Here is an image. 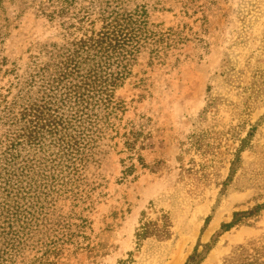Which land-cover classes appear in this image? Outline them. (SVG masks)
<instances>
[{
    "label": "trees",
    "instance_id": "1",
    "mask_svg": "<svg viewBox=\"0 0 264 264\" xmlns=\"http://www.w3.org/2000/svg\"><path fill=\"white\" fill-rule=\"evenodd\" d=\"M172 1L188 12V0ZM167 2L0 0V75L13 77L0 91V264H64L67 251L76 254L95 249L87 241L90 220L73 208L64 212L58 202L75 203L81 200L85 185L103 181L98 172L91 173L90 169L100 168L106 152L102 142L109 132L118 134L117 122L123 117L125 105L116 97V91L135 75V67L143 65L145 73L159 65L168 74L182 62L181 54L176 56L175 51L189 40L187 24L167 27L155 17ZM9 5L18 6L20 13L32 10L36 18L55 26L57 37L61 38L39 44L23 68L4 54L10 21L21 15L9 11ZM173 57L175 61L170 63ZM234 65L226 58L223 72H216L213 79L230 78ZM214 87L211 82L208 84L207 98ZM251 97L259 101L263 97L261 89ZM206 102L199 118H205L215 107L214 99ZM215 110L213 122L195 129L188 142V150L194 149L201 158L198 165L203 181L208 185L214 180L219 188L217 204L203 229L235 187V180L237 190H255L254 205L233 212L232 220L223 223L221 231L204 246L203 255L195 249L184 264H201L221 234L234 227L252 225L264 210V193L260 192L264 190V137L260 130L264 114L254 124L221 125L217 122L219 109ZM130 123L131 130L123 135L125 145L135 151L139 164L146 168L138 147L142 150L150 145L151 118L141 115L137 123ZM246 152L253 159L245 165ZM226 167L227 177L221 180L220 171ZM135 170L132 163L123 171L122 180ZM142 217L135 232L137 247L153 236L160 241L179 239L178 235L172 239L168 213L156 221L144 212ZM158 221H162V227H158ZM129 255L132 257V252ZM133 262L120 259L117 264ZM225 262L264 264V239L237 246Z\"/></svg>",
    "mask_w": 264,
    "mask_h": 264
},
{
    "label": "rangeland",
    "instance_id": "2",
    "mask_svg": "<svg viewBox=\"0 0 264 264\" xmlns=\"http://www.w3.org/2000/svg\"><path fill=\"white\" fill-rule=\"evenodd\" d=\"M188 2L187 13L180 3L168 0L165 9L155 14L167 27L187 24L185 31L189 40L175 51L176 56L181 54L182 62L168 74L159 65L154 70L148 68L145 73L143 65L135 67V75L116 91V97L125 105L123 117L116 125L118 134L109 132L102 142L106 152L100 168L90 169L91 173L101 175V185L94 180L92 186L85 185L81 200L58 202L64 212L73 208L78 215L90 220L87 241L95 248L76 254L67 251L64 264H117L120 259H133L131 264H172L177 257L180 264H184L195 249L203 255L204 246L221 231L223 223L232 220L233 212L254 205L255 190L239 191L235 180V187L203 229L211 209L217 204L219 188L214 180L208 185L203 181L198 165L201 158L194 149L188 150V142L195 129L213 122L216 108L219 109L217 122L221 125L254 124L263 116L264 0ZM9 9L20 13L18 6L9 5ZM20 14L16 20L11 19L10 36L3 47L4 54L23 68L30 55L38 51L39 44L61 41V38L57 37L55 26L50 27L43 19L36 18L32 10ZM99 26L100 23L96 25ZM226 58L235 63L230 78L213 79L216 72H223ZM174 61L175 57L170 63ZM11 80L13 77L9 75H0V91ZM210 82L215 87L207 98ZM260 89L263 97L255 102L251 95ZM208 99L216 101L215 107L205 118H199ZM141 115L151 118L150 145L141 150L137 143L146 168L139 164L135 151L125 145L123 136L131 130L130 122L137 123ZM260 130L264 137V123ZM261 142L264 143V138ZM243 156L245 165L253 159L248 152ZM132 163L135 172L122 180L123 171ZM182 167L191 169L186 171ZM227 167L220 171L221 180L227 177ZM143 212L153 221L168 213L172 239L175 235L179 239L160 241L161 238L153 236L137 247L135 232ZM158 227H162V221H158ZM260 239H264V210L252 225L234 227L221 234L201 264H226L225 260L237 246Z\"/></svg>",
    "mask_w": 264,
    "mask_h": 264
},
{
    "label": "bare ground",
    "instance_id": "3",
    "mask_svg": "<svg viewBox=\"0 0 264 264\" xmlns=\"http://www.w3.org/2000/svg\"><path fill=\"white\" fill-rule=\"evenodd\" d=\"M181 260L179 257H177L173 262L172 264H180Z\"/></svg>",
    "mask_w": 264,
    "mask_h": 264
}]
</instances>
